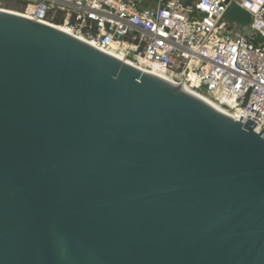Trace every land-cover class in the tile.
<instances>
[{
  "label": "water",
  "instance_id": "1",
  "mask_svg": "<svg viewBox=\"0 0 264 264\" xmlns=\"http://www.w3.org/2000/svg\"><path fill=\"white\" fill-rule=\"evenodd\" d=\"M254 125L0 9V264H264Z\"/></svg>",
  "mask_w": 264,
  "mask_h": 264
},
{
  "label": "built area",
  "instance_id": "2",
  "mask_svg": "<svg viewBox=\"0 0 264 264\" xmlns=\"http://www.w3.org/2000/svg\"><path fill=\"white\" fill-rule=\"evenodd\" d=\"M20 1L27 15L63 25L140 69L162 72L234 120L254 121L257 133L264 128V0ZM40 4L43 17L36 15ZM233 5L249 13L245 29L227 18Z\"/></svg>",
  "mask_w": 264,
  "mask_h": 264
},
{
  "label": "bare ground",
  "instance_id": "3",
  "mask_svg": "<svg viewBox=\"0 0 264 264\" xmlns=\"http://www.w3.org/2000/svg\"><path fill=\"white\" fill-rule=\"evenodd\" d=\"M0 9L3 10V11L13 12V11H10V10H6V9H4V8H0ZM13 13H18V12H13ZM20 14H23V15H25V16H27V17H30V18H34V17L30 16V15H27L26 13H20ZM42 21H43V20H42ZM44 22H45V21H44ZM45 23H48V22H45ZM48 24L54 25V26H56V27H58V28H60V29H62V30H64V31H66V32L69 33L68 29H67L65 26H63V25H56V24H52V23H48ZM78 38H80V39L86 41L87 43H89V44L95 46L92 42H90V41L84 39V38L81 37V36L78 37ZM95 47H96V46H95ZM106 53H109V54H111V55H113V56H115V57H117V58L120 59V57H119L118 55L114 54V53H111V52H106ZM126 62H127V61H126ZM127 63L131 64L130 62H127ZM131 65H134V64H131ZM134 66H135V65H134ZM142 70H143V69H142ZM143 71H146V70H143ZM147 72H148V71H147ZM150 73H153V72H150ZM153 74H155V73H153ZM156 75H157V74H156ZM158 76H159V77H162L163 79H165V78H164L165 76H164V74H163L162 72H161L160 74H158ZM198 97H200V96H198ZM200 98H201V97H200ZM202 99H203V98H202ZM205 101L208 102L207 100H205ZM208 103H209V102H208ZM209 104L212 105L213 107H215L216 109L222 111L223 113L229 115V113L226 112L225 110L220 109L219 107H216L214 104H211V103H209Z\"/></svg>",
  "mask_w": 264,
  "mask_h": 264
},
{
  "label": "rangeland",
  "instance_id": "4",
  "mask_svg": "<svg viewBox=\"0 0 264 264\" xmlns=\"http://www.w3.org/2000/svg\"><path fill=\"white\" fill-rule=\"evenodd\" d=\"M19 0H2L4 4V9L10 10L13 12L24 13L23 11V4H19ZM31 3H38L40 0H28ZM234 25V23H232ZM240 28L245 29L246 25L240 26Z\"/></svg>",
  "mask_w": 264,
  "mask_h": 264
},
{
  "label": "crops",
  "instance_id": "5",
  "mask_svg": "<svg viewBox=\"0 0 264 264\" xmlns=\"http://www.w3.org/2000/svg\"><path fill=\"white\" fill-rule=\"evenodd\" d=\"M137 1H139L141 4H143V3L150 2L151 0H137Z\"/></svg>",
  "mask_w": 264,
  "mask_h": 264
},
{
  "label": "clouds",
  "instance_id": "6",
  "mask_svg": "<svg viewBox=\"0 0 264 264\" xmlns=\"http://www.w3.org/2000/svg\"><path fill=\"white\" fill-rule=\"evenodd\" d=\"M241 7H249V5H247V4L245 3V4H242Z\"/></svg>",
  "mask_w": 264,
  "mask_h": 264
},
{
  "label": "trees",
  "instance_id": "7",
  "mask_svg": "<svg viewBox=\"0 0 264 264\" xmlns=\"http://www.w3.org/2000/svg\"><path fill=\"white\" fill-rule=\"evenodd\" d=\"M186 1H189V0H186ZM19 2V4H23L20 0L18 1ZM57 22V21H56Z\"/></svg>",
  "mask_w": 264,
  "mask_h": 264
},
{
  "label": "snow or ice",
  "instance_id": "8",
  "mask_svg": "<svg viewBox=\"0 0 264 264\" xmlns=\"http://www.w3.org/2000/svg\"><path fill=\"white\" fill-rule=\"evenodd\" d=\"M200 7H201V8H203V7H204V5H203V4H201V5H200Z\"/></svg>",
  "mask_w": 264,
  "mask_h": 264
}]
</instances>
